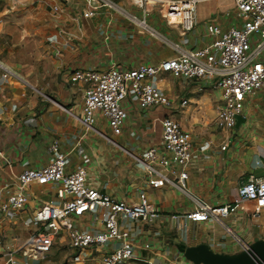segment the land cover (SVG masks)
Segmentation results:
<instances>
[{"label":"crops","instance_id":"0c3cea01","mask_svg":"<svg viewBox=\"0 0 264 264\" xmlns=\"http://www.w3.org/2000/svg\"><path fill=\"white\" fill-rule=\"evenodd\" d=\"M206 2L199 16L195 7L196 23L183 36L154 10L145 19L149 16L162 22L169 32L146 20L183 47L203 45L210 41L205 25L198 26L211 15L210 3ZM52 4L51 0H0V197L15 189V177L22 169L50 159L48 145L55 140L64 153L65 169L84 168L86 184L128 203H134L138 192L144 191L155 208L157 215L150 222L122 220V226L132 233L134 254L143 259L131 260L130 264H193L168 242L170 239L187 245L205 242L215 251L239 250L220 223L212 219L194 221L187 213L194 199L212 205L232 204L248 174H264V87L245 97L241 112L244 121L228 129L215 120L221 91L212 78L193 80L159 73L147 80L166 94V105L141 108L129 95L121 101L126 116L119 133H112L98 112L92 127L84 128L78 119L83 84L68 80L72 69L154 64L172 56L174 50L105 6L84 16L82 0H61L56 9ZM123 7L140 13L128 1ZM212 18L224 27L237 22L234 16ZM182 98L186 99L183 105ZM163 116L176 120L189 137L187 193L169 182L150 187L136 160L146 147H159ZM55 188L52 182H31L24 190L27 201L15 217L0 214V264L4 245L15 249L30 229L22 220L41 203L60 201ZM100 211L72 217L73 222L79 228H100ZM223 221L247 243L255 236L264 238V208L256 209L250 200L239 201ZM67 241V233L59 232L54 243L66 246V259L49 264H99L96 255L81 258L85 251L76 250L78 260H74L76 254H70L74 248Z\"/></svg>","mask_w":264,"mask_h":264},{"label":"built area","instance_id":"2783aa9c","mask_svg":"<svg viewBox=\"0 0 264 264\" xmlns=\"http://www.w3.org/2000/svg\"><path fill=\"white\" fill-rule=\"evenodd\" d=\"M51 1L52 8L56 9L61 0ZM82 1L86 7L82 12L84 16L92 14L99 6H105L174 50L172 56L154 64L139 63L127 68L110 64L103 69H72L68 80L83 84L78 119L84 128L92 127L95 112H98L106 119L110 131L119 133L126 116L121 101L129 95L141 108L152 104L166 105V94L147 80L159 73L193 80L212 78L221 91L215 120L220 127L228 129L235 124L236 115L241 114L245 97L264 87V0H233L237 22L224 27L214 18L207 19L205 29L210 41L193 47H183L168 40L149 26L145 17L154 10L166 25L183 36L196 23L194 13L199 0H127L140 10L139 15L126 10L117 0ZM185 102L184 98L180 100L181 105ZM160 127L159 147H146L136 160L141 163L150 187L169 182L187 193L188 134L169 116L161 117ZM48 151L51 157L46 163L24 168L16 175L15 189L0 197V214L12 217L23 208L27 201L24 190L31 182L55 183V193L60 201L43 202L22 220L30 229L15 249L9 244L4 245L1 253L4 261L1 264H28L27 260L43 259L61 231L67 233L69 247L78 252L85 251L81 258L96 255L99 264H130L131 260H143L134 254L132 233L122 226V220L150 222L156 217L157 212L147 201L145 192L139 191L134 203L113 197L86 184L84 168L66 170L64 153L55 140L48 145ZM242 200L252 201L258 210L264 208V174H248L238 186V196L232 204L212 205L194 199L187 217L194 221L212 219L220 223L233 236L239 249H244L247 242L223 221V217ZM94 209L101 210L100 228H79L73 222L72 217ZM77 257L78 254L73 256L74 260H78Z\"/></svg>","mask_w":264,"mask_h":264},{"label":"water","instance_id":"95a60500","mask_svg":"<svg viewBox=\"0 0 264 264\" xmlns=\"http://www.w3.org/2000/svg\"><path fill=\"white\" fill-rule=\"evenodd\" d=\"M244 119L241 114H237L235 126ZM168 242L193 264H264V238L258 236L248 242L246 248L234 252L215 251L205 242L193 245L171 239Z\"/></svg>","mask_w":264,"mask_h":264},{"label":"rangeland","instance_id":"374dc122","mask_svg":"<svg viewBox=\"0 0 264 264\" xmlns=\"http://www.w3.org/2000/svg\"><path fill=\"white\" fill-rule=\"evenodd\" d=\"M209 1V5L211 6V15L209 18L212 17H217V18H227L230 19L234 16V4H233V0H208ZM120 4H122L123 6L125 5V3H127L126 0H121L119 2ZM206 0H199L196 4V15L199 16L201 14V8L204 7L205 9V4H206ZM147 22H149L150 24H153L154 26H158L160 28V30L162 32H169L168 29H166V27L163 25L162 22H160L159 20L156 19H150V17H147ZM207 21V20H206ZM206 21H200L198 23V26H204ZM236 130H238V128H236ZM106 132V131H104ZM107 133V132H106ZM247 207H249V209L253 210V208L251 207L250 204L247 205ZM15 217V216H12ZM10 217V218H12ZM66 248L65 245H63L62 243H54L51 245L49 252L46 254V256L43 259H38V260H27L28 264H49L50 262H56L59 258V261L64 262L66 259V257L63 256L64 254V249ZM70 254L74 255L76 254V250L74 249H70ZM62 257H64L62 259Z\"/></svg>","mask_w":264,"mask_h":264}]
</instances>
